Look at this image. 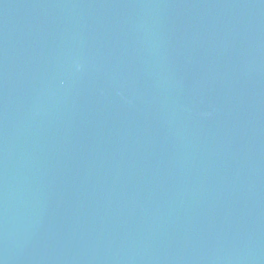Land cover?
Instances as JSON below:
<instances>
[{
  "label": "water",
  "instance_id": "water-1",
  "mask_svg": "<svg viewBox=\"0 0 264 264\" xmlns=\"http://www.w3.org/2000/svg\"><path fill=\"white\" fill-rule=\"evenodd\" d=\"M0 264H264V0H0Z\"/></svg>",
  "mask_w": 264,
  "mask_h": 264
}]
</instances>
